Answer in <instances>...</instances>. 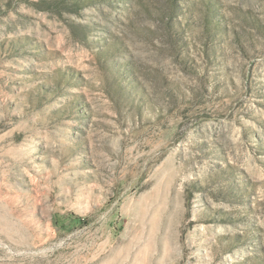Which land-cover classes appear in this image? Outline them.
I'll return each mask as SVG.
<instances>
[{
	"label": "rangeland",
	"instance_id": "374dc122",
	"mask_svg": "<svg viewBox=\"0 0 264 264\" xmlns=\"http://www.w3.org/2000/svg\"><path fill=\"white\" fill-rule=\"evenodd\" d=\"M0 264H264V0H0Z\"/></svg>",
	"mask_w": 264,
	"mask_h": 264
}]
</instances>
